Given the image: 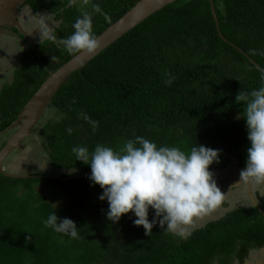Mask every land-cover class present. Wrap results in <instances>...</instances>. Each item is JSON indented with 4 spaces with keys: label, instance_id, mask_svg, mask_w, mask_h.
Wrapping results in <instances>:
<instances>
[{
    "label": "trees",
    "instance_id": "1",
    "mask_svg": "<svg viewBox=\"0 0 264 264\" xmlns=\"http://www.w3.org/2000/svg\"><path fill=\"white\" fill-rule=\"evenodd\" d=\"M30 1L36 14L45 10L60 22L54 44L58 50L52 48V54L44 43L29 47L31 56L0 90V132L17 119L47 77L76 55L58 40L74 32L83 13L81 2L86 1L98 36L139 0ZM214 4L226 40L209 0H176L75 70L49 104L62 118L48 119L39 131L48 133L51 165L88 173L90 166L76 161L74 146L91 150L99 144L119 151L140 136L185 152L197 145L219 149V163L210 171L227 168L231 154L246 166L250 142L246 120L239 121L245 104L237 103L236 96L264 86V72L253 62L264 69V0ZM85 116L98 121V127ZM61 175L17 179L0 173V264H243L253 250L264 247V196L258 206L235 207L184 238L161 229L158 222L146 235L133 224L132 213L116 223L107 219L108 203L99 199V185L68 171ZM18 182L23 198L12 205L4 195ZM33 182L60 187L66 201L56 207L47 193L35 191ZM53 211L76 223L78 238L44 226ZM153 215L150 210L149 220Z\"/></svg>",
    "mask_w": 264,
    "mask_h": 264
},
{
    "label": "clouds",
    "instance_id": "2",
    "mask_svg": "<svg viewBox=\"0 0 264 264\" xmlns=\"http://www.w3.org/2000/svg\"><path fill=\"white\" fill-rule=\"evenodd\" d=\"M70 3L74 4L75 0ZM94 10L101 11L98 5ZM39 29L41 39L56 40L48 25L42 23ZM73 29L74 32L60 38L58 44L72 55L97 53L101 45L93 31L92 15L83 12ZM171 82L167 81L169 85ZM236 101L245 104L243 118L251 145L241 178L264 185V86L250 93L239 92ZM84 119L94 129L99 125L87 116ZM67 131L71 134L72 129ZM72 152L76 161L90 166V181L103 190L99 199L108 203L107 219L116 223L123 215L132 213L136 217L133 224L142 226L146 235L152 233L158 222L161 229L184 238L190 234L188 227L193 226L196 219L220 206L224 200V192L210 171L213 163H219V149L197 145L185 152L179 147L157 146L138 136L128 140L119 151L97 144L91 150L74 146ZM230 158L231 162L232 158L238 159L232 155ZM150 210L154 212L152 220H149ZM42 222L56 233L78 238L76 223L69 218L61 219L54 211Z\"/></svg>",
    "mask_w": 264,
    "mask_h": 264
},
{
    "label": "rangeland",
    "instance_id": "3",
    "mask_svg": "<svg viewBox=\"0 0 264 264\" xmlns=\"http://www.w3.org/2000/svg\"><path fill=\"white\" fill-rule=\"evenodd\" d=\"M86 1L81 2L82 11L86 12L88 10V6H86ZM29 11V10H28ZM25 12V10H24ZM23 12V13H24ZM31 12V13H30ZM32 11H29L26 14H29L31 19H36L38 21L37 28L33 29L34 35H37L36 41H43L44 45L48 49V52L52 54L53 50H58L57 46H54L56 40H50L47 38H40V26L41 24H46L50 27V32L53 35H57V26H59V21H54V16L51 14L41 13L37 17L32 14ZM70 18L69 10H66L64 15V20L68 21ZM36 29V30H35ZM35 41V39H34ZM23 43H18L12 37H2L0 38V90L2 89V85L5 82H10L14 78V69H16L19 65L22 66L25 61L31 56V52L29 51L28 41L23 40ZM236 113V111H234ZM63 114H56L55 112H51L49 110V106L46 111L41 116L39 122L32 130L31 135L25 138L24 145L22 148L15 149L5 160L3 166L8 172L17 173V174H32L34 176H43L47 178H61V172H71L77 175H88L91 174V171L86 173L83 169H74L71 168L69 170L64 168H55L51 165V159L48 155L49 151L46 146V133L45 135H41L39 131L42 129V126L47 122L48 119H52L54 122L59 121L62 118ZM243 112L240 114V122H244ZM245 123V122H244ZM4 137V136H3ZM0 138V147L3 143L9 138L8 135H5L4 138ZM251 146V145H250ZM234 157V154H231ZM230 155V157H231ZM39 172H42L39 174ZM225 173V172H224ZM222 171L213 172L214 177H218L220 174H224ZM32 176V177H34ZM35 187V191L39 193H47L49 196V200L54 203L56 207L61 206L65 201L66 197H63L61 188L58 186H54L49 182H33ZM19 189L21 190L20 192ZM24 187L22 183L18 182L14 187H11V194H5L4 196L9 200V204L12 203L14 205L15 199H21L23 197H19L18 194H22ZM25 192V191H24ZM36 194V193H35ZM37 195V194H36ZM11 201V202H10ZM259 201V200H258ZM232 201L224 205L223 202L220 206L212 210L208 213V215H224L230 208L232 207ZM220 219V218H219ZM218 220V219H216ZM199 222L196 220L193 226L188 227V232L193 231L195 226H197ZM246 264H260L264 262V248L259 250H253L248 258L246 259ZM217 262H215L216 264Z\"/></svg>",
    "mask_w": 264,
    "mask_h": 264
},
{
    "label": "water",
    "instance_id": "4",
    "mask_svg": "<svg viewBox=\"0 0 264 264\" xmlns=\"http://www.w3.org/2000/svg\"><path fill=\"white\" fill-rule=\"evenodd\" d=\"M27 0H0V26L3 25H14L21 29L17 16L19 9L26 3ZM176 0H139L130 10H128L121 18L112 23L107 27L97 38L100 41V49L92 56L86 54L77 53L71 57L68 61L62 64L59 68L53 71L47 79L40 85L34 95L24 105L22 111L19 113L16 120H14L8 127L0 132V138L14 130L12 135L7 139L4 146L0 149V173L4 176L11 178H30L32 174H17L8 172L3 164L8 156L18 148H22L24 140L31 135L32 130L39 122L41 116L48 108L51 99L53 98L56 91L66 82L70 75L104 49L114 43L117 39L121 38L129 30L133 29L140 22L148 18L156 11L162 9L166 5L173 3ZM211 3L212 13L215 17L219 33L223 39L226 37L221 31L219 17L214 4V0H209ZM254 64L259 68V63L253 61ZM88 175H74L76 178H89ZM248 183V180H247ZM251 192V191H250ZM252 195V193H251ZM254 205L258 206L259 202L252 195Z\"/></svg>",
    "mask_w": 264,
    "mask_h": 264
},
{
    "label": "crops",
    "instance_id": "5",
    "mask_svg": "<svg viewBox=\"0 0 264 264\" xmlns=\"http://www.w3.org/2000/svg\"><path fill=\"white\" fill-rule=\"evenodd\" d=\"M239 163L240 160L232 158V162L227 168L218 170V171H222V173L224 172L225 173L220 174L218 177H214L217 186L220 188L222 192H224L223 204L226 205L229 202V200L232 201L233 206L230 208V210H232L235 207L250 206L252 204L254 205L252 195L255 197L257 201L259 200L258 202L260 203V199H259L260 195L264 194V185H257L251 182L247 177H244L243 179L241 178L240 171L242 172V168L240 167ZM223 216L224 215L206 214L196 219L199 222V224L195 226L194 230L203 226L208 221L216 220Z\"/></svg>",
    "mask_w": 264,
    "mask_h": 264
},
{
    "label": "flooded vegetation",
    "instance_id": "6",
    "mask_svg": "<svg viewBox=\"0 0 264 264\" xmlns=\"http://www.w3.org/2000/svg\"><path fill=\"white\" fill-rule=\"evenodd\" d=\"M24 10H25V12H24ZM32 11L33 13V15H35L36 17L38 16V15H40L41 13H46V14H49L47 11H45V10H42V11H40L38 14H36L35 12H34V9H33V6H32V4H31V1L29 2V0H27L26 1V3L19 9V12H18V16H17V21L19 22V25H20V27H21V29L20 28H18L17 26H14V25H3V26H0V38H2V37H12L13 39H15L18 43L20 42V43H23L22 41L23 40H25V41H30L29 43H28V46L29 47H31V45H33V44H35V43H38V44H42V43H44V40L43 41H36V38L38 37L37 35H34V33H33V29H31V28H37V23H38V21L36 20V19H31V17H30V15L29 14H26L25 15V13L27 12H29V11ZM24 12V13H23ZM31 13V12H30ZM57 22V21H56ZM59 25H60V22H59ZM59 26H57V28H58ZM56 28V29H57ZM36 30V29H35ZM34 39H35V41H34ZM24 44V43H23ZM20 67H22V66H18L16 69H18V68H20ZM16 69H14V77H15V71H16ZM14 79V78H13ZM13 81V80H12ZM11 82V81H10ZM5 83H7V82H5ZM5 83L2 85V88H3V86L5 85ZM14 132V130H11L9 133H7L6 135H8L9 137L12 135V133ZM4 137H5V135H4ZM3 137V138H4ZM2 138V137H1ZM7 141V140H6ZM6 141H5V143H6ZM5 143H3L2 144V146L0 147V149L4 146V144ZM229 166V165H228ZM240 167L242 168V170H244L245 169V167L246 166H242V165H240ZM225 169V168H224ZM218 170H221V169H218ZM218 170H212V172H217ZM240 173H241V171H240ZM261 196H264V194H261L260 195V197ZM226 214V213H225ZM224 214V215H225ZM264 248V247H263ZM246 262L247 261H245L243 264H246ZM260 264H264V262L263 263H260Z\"/></svg>",
    "mask_w": 264,
    "mask_h": 264
}]
</instances>
